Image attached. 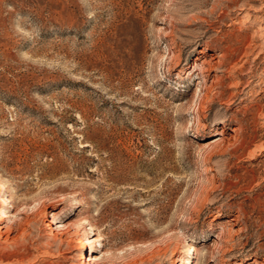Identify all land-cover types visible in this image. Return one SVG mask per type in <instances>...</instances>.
Returning a JSON list of instances; mask_svg holds the SVG:
<instances>
[{
  "label": "rangeland",
  "instance_id": "obj_1",
  "mask_svg": "<svg viewBox=\"0 0 264 264\" xmlns=\"http://www.w3.org/2000/svg\"><path fill=\"white\" fill-rule=\"evenodd\" d=\"M0 205V264H264V0H0Z\"/></svg>",
  "mask_w": 264,
  "mask_h": 264
},
{
  "label": "bare ground",
  "instance_id": "obj_2",
  "mask_svg": "<svg viewBox=\"0 0 264 264\" xmlns=\"http://www.w3.org/2000/svg\"><path fill=\"white\" fill-rule=\"evenodd\" d=\"M4 208H5V206L4 205H0V236L2 235V231L3 230H5L4 232H5V234L7 235V237L5 238V240H4V242L5 243H9V242H11L10 241V236L12 235L11 234V232H13L14 231V226H13V221L17 218V214L16 215H13V216H7L6 214H5V210H4ZM8 218V220H6ZM17 220V219H16ZM16 220L14 221V225L17 223L16 222ZM18 221V220H17ZM16 222V223H15ZM4 223H6V225H4ZM54 225H56L57 226V228L56 229H58L59 227H58V225L59 224H57V223H54ZM16 227V226H15ZM62 227H64V226H62ZM85 230V229H84ZM83 235H81V236H83L84 237V239L86 240V242H87V244H88V246H89V252H88V255L84 258V256H82V260H81V264H99V258L95 255V245H96V242L98 241L99 242V239H100V235L98 234V235H96L95 236V238L93 239V240H90L87 236L88 235H86L85 233H82ZM20 235H21V233H20ZM17 237V238H16ZM16 237H13L12 239V244H14V245H17V243H18V236H16ZM26 239V238H25ZM55 239H56V236H55ZM24 240V239H23ZM60 240V239H59ZM80 240H81V238H80ZM84 240V241H85ZM22 241V240H21ZM21 241H20V244H21ZM26 241V240H25ZM24 241V242H25ZM83 241V240H82ZM10 244V243H9ZM20 244H18V245H20ZM3 245H4V243H3ZM7 246V245H6ZM9 246V245H8ZM5 248H7V247H5Z\"/></svg>",
  "mask_w": 264,
  "mask_h": 264
}]
</instances>
